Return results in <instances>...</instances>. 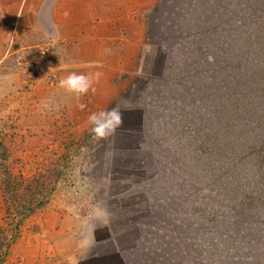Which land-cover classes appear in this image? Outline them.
<instances>
[{"label":"rangeland","instance_id":"374dc122","mask_svg":"<svg viewBox=\"0 0 264 264\" xmlns=\"http://www.w3.org/2000/svg\"><path fill=\"white\" fill-rule=\"evenodd\" d=\"M167 1L161 15L171 30ZM171 6L170 13L178 10L191 32L205 16L200 17L197 0H171ZM231 6L229 28L221 33L220 28L211 30V45L196 35L194 39L175 38L170 33L167 67L163 72L153 68L152 77L137 78L132 86L121 89L109 109L122 107L124 124L107 139H96L93 125H82L83 119L66 112L63 104L50 103L43 95L40 99L31 68L16 71L15 61L14 69L7 70L0 64V264L33 214L53 200L83 203L91 191L97 206L111 205L115 215L110 221L115 228L121 222L116 214L127 213L132 202H137L135 207L149 204L153 213L139 221L143 237L138 235L130 253L161 255L168 258V264H264L255 245L229 237L234 157L229 146H244L243 76L248 65L243 57L248 4L236 0ZM230 64L239 68L237 77L231 76L232 83L228 69L222 68ZM233 90L238 94L235 114ZM138 146L143 150H137ZM112 163L117 165L111 176L115 182L105 184ZM137 163L143 167L133 171ZM56 178L58 184L45 206L23 219L8 213L4 183L11 187L9 196L43 198ZM33 180L38 182L32 189L24 188ZM195 208L198 213L192 217ZM168 219L170 227H165ZM131 231L128 239L133 238Z\"/></svg>","mask_w":264,"mask_h":264},{"label":"crops","instance_id":"0c3cea01","mask_svg":"<svg viewBox=\"0 0 264 264\" xmlns=\"http://www.w3.org/2000/svg\"><path fill=\"white\" fill-rule=\"evenodd\" d=\"M164 2L0 0L1 69L13 70L15 61L16 71L31 68L39 98L63 104L89 127V116L107 111L123 87L152 77L153 63L161 72L167 67L171 30L161 15ZM70 72H99L95 93L77 97L60 88ZM105 178L111 183L110 173ZM90 194L83 203L50 201L33 214L3 264H168L161 255L130 253L138 240H121L107 206H97Z\"/></svg>","mask_w":264,"mask_h":264},{"label":"trees","instance_id":"16d2710c","mask_svg":"<svg viewBox=\"0 0 264 264\" xmlns=\"http://www.w3.org/2000/svg\"><path fill=\"white\" fill-rule=\"evenodd\" d=\"M187 0H182L186 2ZM236 0H197L201 3L200 17L205 14L202 22L198 25L199 27L191 32L189 22L185 19H180L181 15L177 10L176 13H170L171 11V0H168V6L170 9H166L168 21L171 27V33L175 34V38L181 37L182 35L186 38L194 39L198 36L199 40L208 39L213 42L209 37V32L216 28L220 33L224 27L229 28L228 22L232 21V9L231 5ZM248 7L245 8V20L244 26L246 29L244 38L243 57L248 60L246 77L243 76V87H244V116L246 119V130H245V141L244 146H229V153H233L234 157L232 160V176H231V187L229 194V211H230V239L234 241H245L247 245H255L257 248V254L264 260V0H244ZM211 8V9H210ZM185 9V8H183ZM185 14V10H183ZM207 9H210V13H207ZM174 16V19L172 18ZM183 18V17H182ZM227 19V21H224ZM229 20V21H228ZM185 22V23H184ZM213 23V24H212ZM232 23V22H231ZM232 25V24H230ZM196 35V36H195ZM183 37V38H184ZM171 38V34L169 35ZM166 40L168 48L170 47V39ZM213 45V44H212ZM254 53L250 56V51ZM232 51H229V53ZM213 60V58H211ZM228 61L230 60V57ZM156 65V66H155ZM227 68V74L232 83V77H237L239 68L229 66H223ZM158 69L157 63L152 64V69ZM157 73V72H156ZM245 85V86H244ZM235 90V89H234ZM231 91V106H233L234 114L237 112L238 104L236 91ZM236 98V99H235ZM233 115V113H232ZM235 118V116H233ZM141 146L136 149L141 151ZM231 149V150H230ZM239 153V155H236ZM229 156H233L230 155ZM142 160V159H141ZM238 161L240 165H238ZM144 160L141 162L143 164ZM145 163V162H144ZM137 163L133 166L132 170L137 171L143 167V165ZM151 164V163H150ZM148 165L146 168L149 169ZM117 171V165L112 163L110 165L109 173L112 176ZM194 175V174H193ZM190 179V175L187 174ZM38 181H31L30 185L26 182L24 188L32 189ZM111 182L115 180L112 178ZM42 182L38 184L41 185ZM37 184V185H38ZM58 179L53 183L47 196L43 198L31 197L29 199L17 198L9 196L10 189L8 184L4 185L5 199L7 210L9 214L17 215L21 219L29 216L35 210L45 206L50 199V192L55 190ZM43 186V185H41ZM116 194L110 195V198H114ZM134 195V194H132ZM134 198V197H132ZM114 200V199H112ZM115 202V201H114ZM133 208L130 207L127 213L116 214L120 219L119 226L116 227L115 232H121L120 239H128V232L131 231L130 239L138 240L140 234V227H138L139 221L144 219L146 216L153 213L149 210V204L147 206L135 205L137 202H132ZM107 209L110 214V218L114 210L111 205L107 204ZM198 213V208L193 210L192 217ZM154 219V218H153ZM164 220V218H163ZM191 223V222H190ZM169 219L166 220L165 227H170ZM173 225V222L171 223ZM179 224L174 225L177 231ZM134 232V233H132ZM143 240H146L142 238Z\"/></svg>","mask_w":264,"mask_h":264},{"label":"clouds","instance_id":"9594fccd","mask_svg":"<svg viewBox=\"0 0 264 264\" xmlns=\"http://www.w3.org/2000/svg\"><path fill=\"white\" fill-rule=\"evenodd\" d=\"M99 77V72L92 75L70 72L66 77L59 80L58 86L80 97L88 94L89 91L95 93L94 83L98 82ZM122 109V107L115 106L107 111H101L98 114L93 113L89 116V122L93 125L92 133L96 139H107L115 133L117 128L123 126L124 118Z\"/></svg>","mask_w":264,"mask_h":264}]
</instances>
